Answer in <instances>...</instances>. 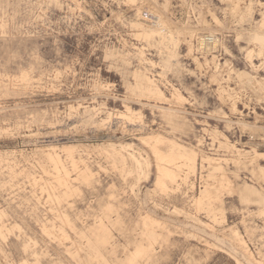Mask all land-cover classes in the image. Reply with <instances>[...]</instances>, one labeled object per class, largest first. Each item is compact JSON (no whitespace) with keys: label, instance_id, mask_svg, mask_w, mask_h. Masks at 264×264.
I'll list each match as a JSON object with an SVG mask.
<instances>
[{"label":"rangeland","instance_id":"rangeland-1","mask_svg":"<svg viewBox=\"0 0 264 264\" xmlns=\"http://www.w3.org/2000/svg\"><path fill=\"white\" fill-rule=\"evenodd\" d=\"M0 264H264V0H0Z\"/></svg>","mask_w":264,"mask_h":264},{"label":"bare ground","instance_id":"bare-ground-1","mask_svg":"<svg viewBox=\"0 0 264 264\" xmlns=\"http://www.w3.org/2000/svg\"><path fill=\"white\" fill-rule=\"evenodd\" d=\"M216 38L214 36H204L202 38L199 39V42H198V47L200 50H207V49H210L212 47L215 46L216 44ZM250 58V56H249ZM163 174H166V175H170V173H168L167 171H161Z\"/></svg>","mask_w":264,"mask_h":264}]
</instances>
